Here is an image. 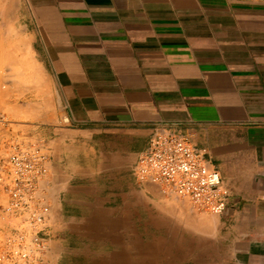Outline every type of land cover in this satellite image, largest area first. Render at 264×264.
I'll use <instances>...</instances> for the list:
<instances>
[{
    "label": "crops",
    "instance_id": "crops-1",
    "mask_svg": "<svg viewBox=\"0 0 264 264\" xmlns=\"http://www.w3.org/2000/svg\"><path fill=\"white\" fill-rule=\"evenodd\" d=\"M17 13L68 119L45 142L55 264H136L135 167L160 128L204 150L230 192L220 264H264V0H19Z\"/></svg>",
    "mask_w": 264,
    "mask_h": 264
},
{
    "label": "rangeland",
    "instance_id": "rangeland-1",
    "mask_svg": "<svg viewBox=\"0 0 264 264\" xmlns=\"http://www.w3.org/2000/svg\"><path fill=\"white\" fill-rule=\"evenodd\" d=\"M18 4L0 0V163L17 146L44 145L48 129L68 121L53 78L36 59L32 39L18 23ZM152 185L144 187L145 247L139 253L136 249V264H220L225 253L220 215L200 211L189 200ZM55 259L51 256L50 264Z\"/></svg>",
    "mask_w": 264,
    "mask_h": 264
},
{
    "label": "built area",
    "instance_id": "built-area-1",
    "mask_svg": "<svg viewBox=\"0 0 264 264\" xmlns=\"http://www.w3.org/2000/svg\"><path fill=\"white\" fill-rule=\"evenodd\" d=\"M51 155L46 144L17 146L0 163V264H50L52 207L45 185ZM135 175L189 200L200 210L221 215L230 192L207 153L169 128L152 134Z\"/></svg>",
    "mask_w": 264,
    "mask_h": 264
},
{
    "label": "bare ground",
    "instance_id": "bare-ground-1",
    "mask_svg": "<svg viewBox=\"0 0 264 264\" xmlns=\"http://www.w3.org/2000/svg\"><path fill=\"white\" fill-rule=\"evenodd\" d=\"M152 187H153V185H152ZM157 187V186H156ZM171 206V205H170ZM172 208V207H171Z\"/></svg>",
    "mask_w": 264,
    "mask_h": 264
}]
</instances>
